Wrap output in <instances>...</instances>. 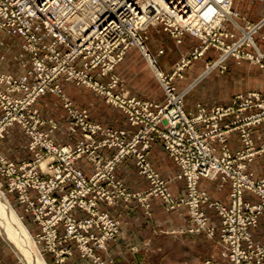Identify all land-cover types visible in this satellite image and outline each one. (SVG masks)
<instances>
[{"label":"built area","instance_id":"1","mask_svg":"<svg viewBox=\"0 0 264 264\" xmlns=\"http://www.w3.org/2000/svg\"><path fill=\"white\" fill-rule=\"evenodd\" d=\"M264 1V0H263ZM232 0H0V28L13 27L25 41L31 61L36 66L39 86L59 74L68 79L96 81L88 75L91 68L98 74L111 71L124 52L137 46L152 63L157 78L165 76L154 63L145 43L149 25L162 24L175 37L184 32L201 37L204 49L209 44L227 55L248 57L242 46L255 47L252 34L261 22L241 29V37L230 44L224 37L234 34L222 21L237 16L230 8ZM51 38L43 42L37 30ZM227 40V39H226ZM202 50L197 52L201 54ZM254 55V56H253ZM152 58V59H151ZM50 62V66L47 63ZM74 63L81 65L76 69ZM111 83L116 78L111 75ZM11 91L19 84L10 75L0 73V85ZM166 83V82H165ZM91 84V83H87ZM22 85V84H19ZM104 101L119 108L134 128L132 132L114 129L88 119V110L77 108L66 93H52L59 98L67 113L65 130L79 132L74 145L60 144L53 132L60 130L35 107L42 93H21L12 96L0 89V137L11 123H18L28 137L29 161L15 162L0 152V179L8 192L31 216L37 226L31 231L43 258L48 264H69L75 245L80 258L93 264H114L94 248L106 250L107 241L122 236L120 220L99 208L98 202L113 205L136 199L150 214V199L157 197L165 210L185 206L191 224L189 233H203L214 238L225 251L228 264H264V243L254 241L250 228L264 212V177L255 179L248 163L264 153V141L256 144L252 128L260 125L264 132V96L260 93H238L228 105L206 108L200 104L192 113L184 108V94L165 90L161 102L141 99L129 93L102 91L93 85ZM43 88V87H42ZM42 88H40L42 90ZM48 124L47 128L42 125ZM237 133L241 148L232 151L227 139ZM162 141L167 154L177 165L174 177L184 183V193L174 196L167 180L153 168L145 156L156 139ZM217 141L218 146L213 142ZM113 149L111 155L100 149ZM126 157H133L138 172L148 181L143 190L131 191L116 178L114 168ZM84 158L93 165L90 175L76 166ZM201 177L219 178V186L229 183V205L212 200L199 187ZM249 192L256 202L244 199ZM204 206L212 207L219 216V227L211 222ZM79 209L83 213L74 215ZM0 264H2L0 262ZM199 264H224L205 259Z\"/></svg>","mask_w":264,"mask_h":264},{"label":"crops","instance_id":"2","mask_svg":"<svg viewBox=\"0 0 264 264\" xmlns=\"http://www.w3.org/2000/svg\"><path fill=\"white\" fill-rule=\"evenodd\" d=\"M232 6L251 22L258 21L264 13V2L255 0H233ZM227 26L238 32L230 24ZM148 33L147 43L153 53L156 54L161 47L165 49L162 54H156L157 64L165 71L172 69L180 53L189 52L199 43L198 38L188 33H184L181 41L177 43L174 37L160 26L149 27ZM262 36H264V24L254 34L257 48L264 52ZM44 40L48 41V38L44 37ZM216 55V49L208 48L202 58L191 62L182 78L174 79L173 83L177 90H186L183 101L187 111L193 113L198 104L206 108L228 105L236 94L251 90L258 91L264 96V69L247 61L236 62L234 59H229L224 72L214 70L200 77L205 61L214 59ZM25 56L24 42L17 31L12 27L0 29V71L11 73L21 81L32 82L34 67L25 60ZM112 72L120 78L114 87L115 91H127L130 95L153 102L163 101L164 94L155 74L137 47H129L114 65ZM108 79V76L100 77L101 81ZM58 81L75 107L88 110L89 121L114 129H125L129 133L134 129L119 108L105 102L102 96L91 89L76 85L62 76ZM34 105L45 118L56 121L60 126V130L52 134L57 143L70 145L76 143L80 138V133L66 132L67 113L58 97L44 92L36 98ZM47 127L48 124L42 125V128ZM252 136L256 144L264 141L262 126L253 127ZM227 142L232 151L241 148L237 133L229 135ZM27 143L28 137L20 125L12 123L6 127L3 136L0 137V152L7 159L15 162L30 160L33 154L28 149ZM213 145L218 146L219 144L214 141ZM100 151L105 155H111L114 150L101 148ZM145 156L160 176L167 180L169 191L174 196L182 195L184 183L174 177L177 165L165 151L160 139L156 138L150 144ZM76 166L81 168L86 175H90L93 171L92 163L84 158L76 160ZM247 167L253 172L255 179L264 177V153L257 154ZM114 174L131 191L143 190L148 186L147 179L138 172L133 157H126L119 163L114 168ZM219 183V178L201 177L199 187L207 191L210 199L229 205V183L225 182L221 186ZM12 197L14 198L15 195ZM244 199L256 202L258 197L245 192ZM98 206L112 217L119 219L121 223L123 232L117 241L108 240L106 250L94 248V252L101 257H111L114 264H199L205 259L228 264L225 251L218 242V232L214 238H209L203 233L185 231L191 224L185 206L167 211L157 197L150 199L149 215L133 198L127 202L118 201L113 205L99 201ZM204 210L210 221L218 228L219 216L214 208L204 206ZM82 213L79 209L72 211V214L76 216ZM26 218L30 223L29 214H26ZM30 224L31 231H36L37 226L32 222ZM250 233L254 241L264 243V212L258 216L256 225L250 228ZM72 247L74 254L68 259L69 264H93L79 257L73 243ZM5 255L2 254V258L0 257L3 264H15V261ZM49 258L50 255L47 254L46 259Z\"/></svg>","mask_w":264,"mask_h":264},{"label":"rangeland","instance_id":"3","mask_svg":"<svg viewBox=\"0 0 264 264\" xmlns=\"http://www.w3.org/2000/svg\"><path fill=\"white\" fill-rule=\"evenodd\" d=\"M255 1L264 2L263 0H255ZM232 3H233V0L231 2L230 8H231L232 11H234V12L237 13V16L232 17V20L230 18H227L226 20H223L222 21V25H223L222 27L223 28L225 27L229 32H232L234 34V38L224 37L225 43L230 44L232 41H235L238 38H240L241 37V32H242L241 29H249L252 25L261 22L260 25L258 26V28L252 34V38H253V41H254V34L264 24V13H263V15L260 17V19L258 21L251 22V21L247 20L244 16H242L237 9L233 8ZM227 24H230L232 27H234L236 30H238V32H235V31L229 29L228 26H227ZM151 26H160L170 36L174 37V39H175V41L177 43L181 41V36L184 33H188V32H184L180 36L175 37L174 35L170 34L167 30H165L162 24L149 25L147 27V29L145 30L144 35L146 36L145 37V43H146L147 49L150 52V54L152 55L153 60H154V63L157 66V69L160 70V72L162 73V75L166 77L165 78L166 79L165 80L166 83L164 81H162V80L160 82V80L156 76V72L154 71V68L152 66V63L149 62V60L143 55V53L139 49V47H137V46H131V47H137L139 49V51L141 52V54L143 55V57L145 58V60L147 61V63L150 65V67L153 70V72L155 74V77L157 79V82L159 83V85H160L163 93H165V90H166L167 87L169 89H172L173 88L174 93H185L186 90H177L176 89V87H175V85L173 83L174 79L182 78L183 75H184L185 69L190 66L191 62L194 61V60H196V59L202 58L203 55H204V53H205V51L208 48H210V47H212V48H214V49L217 50V55H216V57L214 59L205 61L204 66H203V70H202V72L200 74V77H202V76H204V75H206V74H208V73H210V72H212L214 70H216L218 72H224L227 69V61L229 59H234L236 62L247 61L250 64H255L259 68L264 69V52L260 51L257 48L255 41H254L255 47L246 46V44H244V46H242V49L245 52L246 51L247 52H250V53L253 52L255 55L258 53L260 55V58L257 57L258 60L255 59L256 56H254V55H253L254 58H252V60H251L250 58H248L246 56L245 57H242V58L241 57L240 58H236L234 55H231V54L227 55V57L223 60V59H221V57L223 55L221 49L217 48L216 46H214L212 44H209L204 49H202V48H200V46L202 45V42H203L202 39H201V37H196V36H193V35H191V34L188 33L189 35L198 38L199 39V43L196 46H194L189 52H187V53H180L179 59L175 62V64L172 67V69L169 70V71H165L156 62V54L157 55L162 54L165 49L163 47H161V48H159L157 50V52L155 54V53H153L151 51V49H150V47L148 46V43H147V40H148V37H149L148 29ZM7 27H10V26H7ZM37 30H38L39 34L42 36L43 42H50L51 41V38L49 36L44 35V33L42 32V29L40 28L39 25L37 26ZM19 36L23 40L24 46H25V49H26L25 60L28 61V62H30L33 65V67H34V80L32 82L27 83V82H24V81H21V80L17 79L11 73H5V72L0 71V73L5 74V75H10L13 79H15L16 82H18L19 84H22V85L16 84L17 85L16 88L12 89L11 91L6 92L7 91L5 89V86H7L6 83H3V84L1 83L2 85H0V89L2 91L5 89L3 91L4 93H12L11 94L12 96L20 95L21 93H30V92L31 93H44V92H49V93H66L64 91V89L62 88L61 84L58 81L59 77H61V76L65 80L72 81L76 85H81V86H84V87H87V88L91 89L94 93H102V92L98 91L93 85H98L97 86L98 88H99V86L102 87V91H104V92L107 90V91H109L111 93H128L127 91H115L114 90V87L117 85V83L119 82L120 78L116 74H114L112 72L113 68H112L111 71H108L106 74H102V75H97L98 74V71H99L98 68H91L90 70L87 71V73L91 77L93 76V78L96 77L95 78L96 81H92V82H90V81H82V80L68 79V78H66V76L64 74H59L54 79H52V81H47L45 83V85L43 83L41 86H39V81H36V79H35V76H36V66L31 61V58H30V56L28 54V50L26 48V44H25L24 39L22 38V36L20 34H19ZM44 37H47L48 38V41H45L44 40ZM262 38H264V36H262ZM200 50H202V53L199 54V55H197V52L200 51ZM47 65L50 66V62H48ZM74 66L76 67V69H81L82 68L81 65L78 64V63H74ZM93 71H96V72H93ZM111 75H113L116 78V81H115V84L114 85H112V83L110 82L111 81V78H112ZM101 76H108L109 79L107 81H101L100 80V77ZM87 83H91V84H87ZM40 88H42V90ZM99 89H101V88H99ZM244 93H259V92L258 91H252L251 90V91H246ZM4 131H3V134H4ZM27 146H28V143H27ZM27 161H29V160H27ZM0 181H1V179H0ZM0 188L3 191V193L5 194V196L7 197L8 201L11 204V206L13 207V209L16 211V213L19 216V218L21 219L22 223H24V225L27 227L28 231L31 234V229H30L31 216H30V223L28 222L29 220L26 218V214H29V213L26 212V211H24L23 206L21 204H19L15 200L16 197H14V198L12 197V196L15 195L14 192H8L6 190V188H5V186H3L1 184H0ZM11 193H13L14 195L11 194ZM21 208H22V210H21ZM2 254H4V255L6 254L8 257H10L13 261H15V264H24V262L21 260V258L16 254L14 248L10 245L9 241L6 239V235L4 233H2L1 230H0V257L1 258H2ZM45 261L48 264V261L47 260H45ZM0 262L2 263L1 259H0Z\"/></svg>","mask_w":264,"mask_h":264},{"label":"bare ground","instance_id":"4","mask_svg":"<svg viewBox=\"0 0 264 264\" xmlns=\"http://www.w3.org/2000/svg\"><path fill=\"white\" fill-rule=\"evenodd\" d=\"M1 183L2 182L0 181V184ZM0 230L6 235V239L9 241L10 245L14 248L16 254L21 258L24 264H47L43 256L40 254L38 247L35 244L34 239L28 231L27 227L24 225V223H22L21 219L9 203L1 188Z\"/></svg>","mask_w":264,"mask_h":264}]
</instances>
